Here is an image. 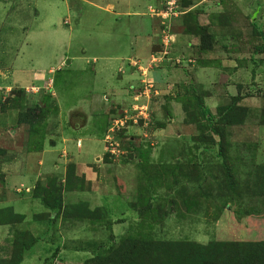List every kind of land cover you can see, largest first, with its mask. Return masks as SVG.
Masks as SVG:
<instances>
[{
	"label": "rangeland",
	"instance_id": "obj_1",
	"mask_svg": "<svg viewBox=\"0 0 264 264\" xmlns=\"http://www.w3.org/2000/svg\"><path fill=\"white\" fill-rule=\"evenodd\" d=\"M168 1L0 0V198L39 207L32 220L0 211L18 223L15 262L118 264L137 243L151 264L147 241H264V0H170L175 14ZM152 26L144 53L167 49L125 85L117 67ZM236 99L246 115L225 126L222 158L195 105L217 114ZM42 100L40 122L18 121ZM18 170L37 173L29 193ZM35 195L64 210L49 220Z\"/></svg>",
	"mask_w": 264,
	"mask_h": 264
},
{
	"label": "trees",
	"instance_id": "obj_2",
	"mask_svg": "<svg viewBox=\"0 0 264 264\" xmlns=\"http://www.w3.org/2000/svg\"><path fill=\"white\" fill-rule=\"evenodd\" d=\"M197 28L202 41L205 32L204 29H207V27L198 24ZM208 47H205L204 49H207ZM236 102L237 99L230 101V104H227L226 106L219 107L217 114H212L200 101H197L195 105L196 115L193 117L194 121L198 120L199 123H204L205 128L209 131V136L204 135L205 138L210 144H218L222 158L224 157L223 148L227 144L225 126L241 123L246 115V110L238 107ZM46 110V102L42 100L40 104H35L32 108L27 109V112L24 115H21L18 121H28L27 123L30 125L37 124L43 119ZM213 136H216L218 140L215 141ZM205 149L209 148L206 146ZM230 187L231 186L229 185L228 188ZM34 197L39 198L41 204L45 207L44 209L47 210L44 214L49 213L50 210H55L57 214H60L64 210L63 200L61 198L55 204L48 205L45 201H42L40 196L38 197L35 195ZM3 209L8 210L11 215L15 216L17 219L21 218V220H23V216L15 214L11 207ZM3 209H0V211ZM56 213L55 216L57 215ZM47 216L49 217V220H51L48 214ZM0 224L13 226V236L11 239L12 241H10V250L12 254L11 261H14L13 264H19L22 261L21 258L17 259L16 262L13 260L16 252L15 242L17 241V238L15 235H17V232L15 231L17 230L16 224L18 223L11 219H4L0 220ZM32 241H36L35 238L32 237ZM141 245L143 249L141 250L139 258H142L143 262L148 260L151 264H264V241L220 242L204 247L196 242L187 240H176L172 242L155 240L152 242L147 241ZM136 248L137 243H132L129 250L127 249L123 253V260L119 261L118 257L115 256V259L118 260L117 263L122 264L127 258V262L130 263L137 260L136 257L133 258V250ZM135 262H137L136 264H139L138 260Z\"/></svg>",
	"mask_w": 264,
	"mask_h": 264
},
{
	"label": "crops",
	"instance_id": "obj_3",
	"mask_svg": "<svg viewBox=\"0 0 264 264\" xmlns=\"http://www.w3.org/2000/svg\"><path fill=\"white\" fill-rule=\"evenodd\" d=\"M153 28L154 27L152 26L151 32L150 33L148 32L146 34V37L143 38V43H142V41H140V43L138 45V47H139L138 53L139 54L137 53L136 56H133V57H131V56L126 57L125 59L122 60V63L119 64L118 67H117V74H118L117 77L119 79H121L123 76H126L125 85L128 84V83H131L132 82V79L134 78V74H132L131 72H134V73L141 72V77H143V70L145 71V74H146V71L149 69V66H150L149 63L151 62V59L153 57H157L156 59H159L161 57V55L159 56V53L160 54L165 53V51L167 49L166 47L161 46V48H162L161 51L151 52L147 48L148 51H149V53H147V51L144 53V48H142V46H143V44L147 43L148 41H149V43L151 42V40H152L151 33L153 32ZM173 39H174V37H172V40ZM142 50H143L144 57L141 54ZM164 61H165V59H164ZM91 62L95 64L97 62V60L93 59ZM133 65L135 67H133ZM152 66H156V64L155 65L153 64ZM160 70L161 69H157V70H154L153 71V73H155V75H156L155 78H157V76L159 75L158 73H160ZM51 71H52V69H49V72H51ZM103 75H106V73H104ZM45 80H46V78H45V76L43 74H35L33 76V78H32V81L33 82L42 83L43 84V87L42 88H47V84L48 83ZM14 86L16 87V86H20V85H18L16 83V81H15L13 87ZM21 86H23V84ZM32 86L33 85L27 84V85H25L23 87L24 88H26V87L29 88V87H32ZM11 87H12V85L11 86L9 85L7 87V89H10ZM47 153L49 154L50 152H48L47 147H45L43 149L42 156H41L42 160H39L38 161V166L41 169L44 166L45 157H46V155H48ZM47 160H50V157L49 156H47ZM41 171L43 172V170H39V172H41ZM36 175H37V173L34 174V176H33V175H30V174L24 173L22 170H18V171H15L14 172V174L12 176V179H13L12 181L14 182V184H17V185L23 187V189H26L25 190L26 193H29L30 190L33 187L32 185L36 181V178H35ZM27 178H28V180H30L29 182L26 181ZM30 186H32V187H30ZM9 204H11L9 201H7L6 199L0 198V209L6 208V207H10ZM11 209H12V211L15 214H19V215H21L23 217H31V220H32V218L34 216V213H35L34 211H36V210L39 211V207L33 208V209L29 208V209H27L28 210L27 213L26 212L25 213H21L24 209L23 210H19V211L16 210V209H14L13 207H11ZM28 214L30 216H28ZM2 231H6V233L3 234ZM11 232H13V226L12 225H3V224H0V237H3V239H4L3 241H0V250H3L2 253H3V255H5V256L1 257V259H0L1 261H6L11 256V255H8V254L11 253L10 252V249H11L10 248V242H9L11 240V237H12V235L10 234ZM4 245H5V247H4ZM37 261H38L37 256L31 255L30 258H24V259H22V261L19 264H31L32 262L35 264V263H37Z\"/></svg>",
	"mask_w": 264,
	"mask_h": 264
},
{
	"label": "built area",
	"instance_id": "obj_4",
	"mask_svg": "<svg viewBox=\"0 0 264 264\" xmlns=\"http://www.w3.org/2000/svg\"><path fill=\"white\" fill-rule=\"evenodd\" d=\"M169 4L171 5V7H170L168 10H169L171 13H173L172 10L175 8V7H174V1L171 2V1L169 0V1L167 2V5H169ZM172 8H173V9H172ZM153 11H154V10L150 9L149 12L152 13ZM155 12H158V11L155 10ZM164 14H165V12L161 11V13H157V14H156V17L160 16V18L162 19V17H163ZM173 14H175V13H173ZM79 142H80V141H79Z\"/></svg>",
	"mask_w": 264,
	"mask_h": 264
}]
</instances>
